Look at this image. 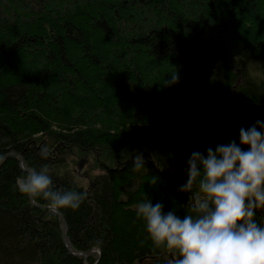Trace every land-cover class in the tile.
I'll list each match as a JSON object with an SVG mask.
<instances>
[{"label":"trees","instance_id":"trees-1","mask_svg":"<svg viewBox=\"0 0 264 264\" xmlns=\"http://www.w3.org/2000/svg\"><path fill=\"white\" fill-rule=\"evenodd\" d=\"M257 121L264 0H0V264H167L134 205L183 218L191 154ZM26 165L87 199L21 194Z\"/></svg>","mask_w":264,"mask_h":264},{"label":"clouds","instance_id":"clouds-1","mask_svg":"<svg viewBox=\"0 0 264 264\" xmlns=\"http://www.w3.org/2000/svg\"><path fill=\"white\" fill-rule=\"evenodd\" d=\"M177 80L174 73L171 82ZM239 140L191 154L180 186L189 194L183 218L148 198L134 205L153 248L171 254L167 264H264V224L256 219L264 209V122L241 128ZM40 155L46 159L47 150ZM144 167L143 156L135 155L132 170ZM25 168L16 180L21 194L54 210L75 211L87 199L86 192L56 188L48 165Z\"/></svg>","mask_w":264,"mask_h":264},{"label":"rangeland","instance_id":"rangeland-1","mask_svg":"<svg viewBox=\"0 0 264 264\" xmlns=\"http://www.w3.org/2000/svg\"><path fill=\"white\" fill-rule=\"evenodd\" d=\"M80 162L82 163V167L81 169H79V164ZM89 163L88 161V158H81L79 161H78V170L79 172H82L84 174V172L86 171L87 169V164ZM81 173V176H83V174ZM146 264H150V262L147 260V262H145Z\"/></svg>","mask_w":264,"mask_h":264},{"label":"water","instance_id":"water-1","mask_svg":"<svg viewBox=\"0 0 264 264\" xmlns=\"http://www.w3.org/2000/svg\"><path fill=\"white\" fill-rule=\"evenodd\" d=\"M81 167H82V163L80 162L79 169H81ZM52 210H54V209H52ZM54 211H56V210H54ZM59 215L62 216L61 214H59Z\"/></svg>","mask_w":264,"mask_h":264}]
</instances>
